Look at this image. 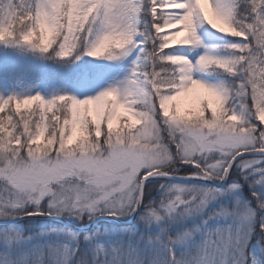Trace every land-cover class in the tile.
Here are the masks:
<instances>
[{"label": "clouds", "instance_id": "clouds-1", "mask_svg": "<svg viewBox=\"0 0 264 264\" xmlns=\"http://www.w3.org/2000/svg\"><path fill=\"white\" fill-rule=\"evenodd\" d=\"M240 2L249 5L246 13L239 11ZM225 9L231 10L228 18L223 15ZM254 10L250 0H217V6L211 13L212 22L201 17L199 24H206L224 35L242 36L255 22L252 19ZM213 23L223 28L214 27ZM183 26L189 28L187 17ZM129 32L119 0H0V44L15 42L28 45L48 54L49 59L56 57L74 62L87 55L117 60L135 49L136 35ZM248 44L251 40L242 45L244 52H247ZM230 56L239 60L236 75L240 78L233 85L223 87L228 94L226 98L217 97L216 102L223 105L224 115L232 124L231 134L240 138L226 151L232 152L236 148L244 151L243 144L250 138V124L244 114L254 113L250 98L246 100L238 94L247 86L250 73L247 56L236 51H232ZM185 58L183 55L169 56L173 63L166 65V69L190 61ZM200 59L202 54L196 58V65ZM198 70L196 67L192 71L190 80L197 79L193 72ZM105 91L83 99L67 94L46 99L39 93L0 97V217L30 216L40 212L45 216L67 215L83 220L89 206L93 213L89 219L131 216L137 213L142 203L144 185L149 178L176 175L175 170L181 165L201 159L199 156H185L183 146L191 143L196 134L215 132L203 126V121L213 119L205 104L195 114L192 110L180 113L174 105L166 111L157 104L154 117H149L146 106L137 102L136 96H129L127 101L119 95L104 99L102 94ZM244 103L248 104L247 110L242 107ZM145 118L157 121L163 140L156 141L145 135ZM169 129L176 134L180 151L174 148L173 152L172 147L165 150L158 146L168 143ZM146 144H152V149L139 161L135 171L131 166L121 169L122 174L133 173L132 177L119 195L109 200L102 199L103 192L115 190L119 181L100 187L92 181L94 173L79 166L81 161H106L115 152L139 150ZM240 151L236 155H240ZM196 169L189 175H203L208 180H216L212 172L200 167ZM52 170H59L63 179L50 183L49 195L37 205L35 202L39 199L42 183L38 177ZM260 173L264 177V172ZM255 181L250 183L264 188V179L259 183ZM161 187L164 212L149 207L147 212L137 216L140 222L159 221L180 205H184L180 216L196 217L204 212L207 202L212 199L205 202L201 197L202 192H210L211 189L190 188L177 192L176 185ZM237 187V184L229 185V188ZM252 195L257 199L255 208L247 204L231 208L221 206L199 224L194 223L174 235L165 233L163 238L149 237L147 243L159 244L168 253L162 264H244L245 246L257 224L264 241V195L258 196L256 192ZM170 202H176L175 209L171 211L167 207ZM29 206H33L32 211L27 210ZM212 217L217 223L209 225L207 220ZM221 220L223 223H219ZM128 231L133 233L134 230ZM138 243L139 238L137 244L112 248L110 252L98 244L96 253H104L107 259H96L92 264H152L149 257L139 254ZM177 247L182 249L179 255L175 252ZM130 250L137 253L134 260L129 258ZM74 253L75 248L65 244L58 259L49 257L38 260L37 264H71L70 258ZM76 264H84L83 259H77Z\"/></svg>", "mask_w": 264, "mask_h": 264}, {"label": "snow or ice", "instance_id": "snow-or-ice-1", "mask_svg": "<svg viewBox=\"0 0 264 264\" xmlns=\"http://www.w3.org/2000/svg\"><path fill=\"white\" fill-rule=\"evenodd\" d=\"M119 3L129 25V34L134 33L136 36L142 37V39L134 42L135 49H139L137 55L139 63L133 62L130 76L121 88L110 87L106 89L105 93L102 94V98L107 99L113 95H119L127 101L129 96H136L137 102L146 106L149 117H154L157 104L163 106L166 111L174 105L180 113L192 110L194 114L200 112L201 105L205 104L212 112L213 119L203 121V126L213 129L215 132H210L207 135H194L192 142L183 146V152L189 158L199 156L201 159L206 160L207 162L203 165L199 163V160H190L187 164L212 172L218 182L225 178L237 157L250 152L264 153V83H261L264 80V0H250V6L255 9L252 12V19L255 22L250 25V30L242 36H233L239 38L240 43L227 46L233 51L241 52L247 56L246 63L248 64L250 76L247 86L238 95L242 94L246 100L250 98L254 119L257 121V124L248 121L250 124V138L247 143L243 144L245 150L240 151L239 148H236L232 152L226 151V148L240 138L231 134L232 124L224 115L223 105L216 102L217 97L226 98L227 91L223 87L213 86L200 79L190 80V77L196 67H199L201 71H208L216 67L230 74H236V67L239 63L238 58L236 56L221 58L205 52L202 54V59L199 60L198 65L188 61L187 63L175 65L170 69L165 67L173 63L168 59L172 54L166 53V49L176 45L199 44L196 27L201 17L212 22L211 13L214 6H217V0H149V11L152 17V32L150 34L137 26L139 15L143 10V0H119ZM223 15L228 18L231 15V10H223ZM185 17L188 18L189 28L183 26ZM161 21L163 22L161 23ZM247 21L248 18L246 17L245 22ZM213 26L223 28L218 23H213ZM224 30L227 31V29ZM25 39L28 38L25 37ZM248 40H251V44L247 45V52H244L242 45ZM185 59L187 60V57ZM181 98H187L189 101L187 108L182 107ZM242 107L247 110L248 104L244 103ZM145 135L150 139L155 138L156 141L163 140L161 129L154 118H145ZM209 136L214 138L209 139ZM167 140L168 143L158 146L169 150V145H171L177 151L181 150L176 134L171 129L168 130ZM152 147V144H146L139 150L115 152L106 161L85 160L81 161L79 166L91 170L94 173L92 181L100 187L119 181L118 184H115V190L110 189L103 192L102 199L109 200L119 195L132 177L133 173L122 174L121 169L125 166H131L135 171L136 165L150 152ZM237 151H240V155H236ZM212 153L217 154V159L208 161L207 158ZM261 159H264V157L241 160L237 166L241 173H245L248 169H252L253 173L264 172V167H254V165L260 163ZM199 177L209 179L203 175ZM244 178L247 179V175ZM38 179L42 183L39 199L35 202L37 205L40 200L49 195L48 185L52 182L62 181L63 174L59 170H52L42 174ZM262 179L264 177L259 176L255 182L259 183ZM176 191L183 192L184 189L176 186ZM213 196V191L201 193V197L205 202ZM51 206L50 204L49 207ZM167 207L170 211L174 210L176 202H170ZM92 214V208L89 206V211L84 213L83 216L89 218ZM33 215L45 216L40 212Z\"/></svg>", "mask_w": 264, "mask_h": 264}, {"label": "rangeland", "instance_id": "rangeland-1", "mask_svg": "<svg viewBox=\"0 0 264 264\" xmlns=\"http://www.w3.org/2000/svg\"><path fill=\"white\" fill-rule=\"evenodd\" d=\"M145 1L149 2V0H143V3ZM199 25L196 27L202 30L201 34H197L199 44L176 45L166 49V53L186 56L194 64L196 58L205 52L221 58H228L231 53L230 50L232 49L227 46L241 42L237 37H225L224 34L214 31L206 24ZM140 39H142L141 36H136V40ZM0 46L10 47V43L0 44ZM138 53L139 49L136 48L127 56L112 61L104 58H92L86 55L88 62L84 63L82 67L72 69V67L67 66L65 71H55L53 69H48L44 64H41L38 59L36 60L34 57L23 53V51L0 49V97L6 98L9 95L23 96L39 93L46 99L61 94L83 99L110 87L119 89L130 76L133 62L136 61L139 63V61H137ZM56 60L59 62L66 61L58 58H56ZM71 70L78 71L76 79L71 78L69 75V71ZM193 77L213 86L221 87L217 81L209 78L208 71H194ZM180 102L184 108L189 106L187 98H181ZM244 115L250 123H252L253 120L252 124H254L253 115H249L248 113ZM261 157L264 156H251V159H260ZM236 164L237 162L233 168ZM254 167H264V159H261L260 163L254 165ZM237 169H239L238 166ZM177 170H179V168L175 171L177 172ZM250 170L251 169L246 170L245 173ZM230 184L239 185L235 180H228V183L223 189L207 188L213 191L214 196L207 202L204 212L196 217L180 216L179 213L184 208V205H180L179 208L165 215L164 218L159 221L149 220L142 223L137 220L138 228L135 224L127 228L102 226L85 234H77L61 226L53 227L51 225V227L47 229L29 233L27 236H24V234L28 233H26L27 231L22 227L0 229V264H37L38 260H45L49 257L58 259L62 254V246L65 244L75 248V253L70 258L71 263L78 250H89L95 260L107 259L104 253H96V245H103L108 248L110 252L112 248H123L130 244H137V238H139V243L137 245L139 254L144 257H149L152 260V264H162V261L167 259L168 253L164 251L159 244L147 243L148 238H163L165 233L174 235L181 232L184 228L190 227L194 223L199 224L204 217H208V214L214 210H219L221 206L231 208L233 206L239 207L241 204H247L240 185L237 188H229ZM171 185H176L183 189H205L204 187L196 185L172 183L166 184L164 187ZM158 196L160 197V203H157V206L152 208H158L160 212L163 213L164 209L161 206V202L164 199L163 187L159 188ZM148 209L149 207L142 205L138 215L141 212H147ZM16 217L19 216L0 217V220H8ZM57 217H65L72 222L80 221L73 216L60 215ZM97 217L99 216L91 219L85 217L84 219L93 221ZM130 217L131 216H120L115 218L126 221ZM207 223L213 225L216 224L217 221L212 217L207 220ZM219 223H223V221L221 220ZM84 225H81V227ZM129 229L134 230L133 233H129ZM254 236H256V240L252 241ZM70 237H74V239H70ZM85 237H88V239H85ZM181 251L182 249L180 247L175 249L177 255H179ZM112 255L115 256L117 253H113ZM136 255V251L130 250L129 258L131 260H134ZM243 258L244 264H264V242L261 239L259 229L250 234V238L245 246Z\"/></svg>", "mask_w": 264, "mask_h": 264}, {"label": "trees", "instance_id": "trees-1", "mask_svg": "<svg viewBox=\"0 0 264 264\" xmlns=\"http://www.w3.org/2000/svg\"><path fill=\"white\" fill-rule=\"evenodd\" d=\"M150 5L149 2L145 1L143 3V10L141 11L138 19V27L142 30H144L147 34H150L152 32V17L149 11ZM249 5L246 2H240L239 3V11L246 13L248 11ZM163 21H161L162 23ZM225 37H229L230 35H224ZM150 47V45H148ZM0 49H6L8 51H23V53L34 57L36 60L38 59L41 64H44L48 69H53L55 71H65L67 69V66L72 67V69H75L77 67H82L84 63L88 62V59L86 58V55L81 56L79 60H76L72 62L71 59L59 62L56 60L55 57L52 59L48 58V54L41 53L37 49H33L32 47L24 44H16L15 42H10V47L7 46H0ZM233 50H230L232 52ZM78 71H69V75L71 78L75 79L77 76ZM75 75V76H74ZM208 76L212 80L217 81L221 87H226L228 85H233L236 80H238L240 77L236 74H230L224 70L213 68L211 70H208ZM254 116V115H253ZM256 122V123H255ZM253 123V120H252ZM254 124H257V121L254 119ZM171 147V146H169ZM171 150L174 152L175 149L171 148ZM216 155L214 153L210 154L207 158L208 161L212 160L213 157ZM251 159L250 158H244L241 160ZM239 160V161H241ZM238 161V162H239ZM207 161L204 159H200L199 163L202 165L206 163ZM237 162V164H238ZM236 166L231 170L228 180L232 181L235 180L242 190L243 196L245 201L247 202L248 206L255 208L257 199L252 195L253 192H256L257 195H264V188H262L260 185L255 183H250L256 180L261 173H253L252 169L247 173H241L239 169H237ZM179 173L183 175H189L190 173H194L197 171L195 167H193L190 164H184L179 167ZM247 175V179L244 178V176ZM167 183H153L149 184L144 189L143 194V205L147 207H156L157 203H160V197L158 196V190L161 188V186L166 185ZM33 206H29L27 208L28 211H32ZM90 222L89 220H80V221H74L73 223L76 225H84L86 223ZM52 222L48 221H42V220H26L19 223L18 226H21L24 228L28 234H24V236L29 235V233L41 231L44 229H47L51 227ZM135 226L138 228V221L135 223ZM258 230V224L257 229ZM260 233V231H259ZM261 234V233H260ZM256 240V236L252 238V241ZM264 242V241H263ZM77 259H83L84 264H92V262L95 261L92 253L89 250H78L76 252V256L73 259V262L71 264H76ZM248 264V263H247Z\"/></svg>", "mask_w": 264, "mask_h": 264}, {"label": "water", "instance_id": "water-1", "mask_svg": "<svg viewBox=\"0 0 264 264\" xmlns=\"http://www.w3.org/2000/svg\"><path fill=\"white\" fill-rule=\"evenodd\" d=\"M254 155H264V153H252V152L246 153L244 156L237 157L236 161L239 160L240 158H243L246 156H254ZM235 162H233V164ZM233 164H232V166H233ZM230 169H229V171H230ZM229 171H228V174H229ZM228 174L225 176V178L222 181H219V182H216L214 180L201 179L199 176L172 175V176H167V177L149 178V180H147L145 182V185H147L149 183H154V182H170V183H179V184H195V185H201L204 187H215L217 189H221L225 185ZM140 208H141V205L138 207L137 213H134L128 221H123V220H120V219H117V218H114L111 216H100L96 220H94L93 222H91L90 224H88L85 227H77V226L73 225L71 222H69L68 220L61 218V217L43 216V215L22 216V217H18V218L7 220V221H1L0 227L12 226V225H15L18 222L26 220V219L53 220V221L59 222L63 228L70 229L76 233L88 232L90 229L95 228L99 221L110 223L112 225L119 226V227H127V226H130L131 224L134 223V221H135V219H136V217L140 211Z\"/></svg>", "mask_w": 264, "mask_h": 264}, {"label": "bare ground", "instance_id": "bare-ground-1", "mask_svg": "<svg viewBox=\"0 0 264 264\" xmlns=\"http://www.w3.org/2000/svg\"><path fill=\"white\" fill-rule=\"evenodd\" d=\"M199 25V24H198ZM200 26V25H199ZM201 27V26H200ZM196 35L198 34V33H200L201 34V32H202V30H201V28H196Z\"/></svg>", "mask_w": 264, "mask_h": 264}]
</instances>
